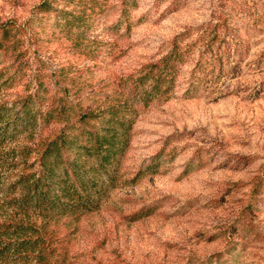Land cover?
Segmentation results:
<instances>
[{"label":"rangeland","instance_id":"obj_1","mask_svg":"<svg viewBox=\"0 0 264 264\" xmlns=\"http://www.w3.org/2000/svg\"><path fill=\"white\" fill-rule=\"evenodd\" d=\"M40 1L0 0V23L27 22ZM58 1L78 11L93 0ZM96 1L102 12L90 35L105 44L99 62L56 53V43L45 48L53 65L91 66L101 91L157 59L174 36L207 21L220 3ZM224 3L233 7L239 56L217 74L212 92L185 98L180 89L138 117L121 165L129 181L70 227L68 264H264V0ZM122 14L123 28L113 31L109 26ZM162 151L159 169L149 170ZM139 212L146 216L135 220ZM218 255L221 262H210Z\"/></svg>","mask_w":264,"mask_h":264},{"label":"trees","instance_id":"obj_2","mask_svg":"<svg viewBox=\"0 0 264 264\" xmlns=\"http://www.w3.org/2000/svg\"><path fill=\"white\" fill-rule=\"evenodd\" d=\"M224 2L174 36L157 59L102 91L91 66L53 65L45 48L56 43V53L99 62L105 44L90 35L102 12L96 0L78 11L41 0L27 22L0 23V264H68L70 227L129 181L121 165L138 117L180 89L185 98L212 92L217 74L239 56L242 39ZM123 15L109 28L119 32ZM163 156L149 170H158Z\"/></svg>","mask_w":264,"mask_h":264}]
</instances>
